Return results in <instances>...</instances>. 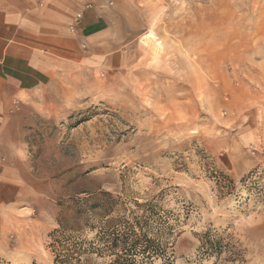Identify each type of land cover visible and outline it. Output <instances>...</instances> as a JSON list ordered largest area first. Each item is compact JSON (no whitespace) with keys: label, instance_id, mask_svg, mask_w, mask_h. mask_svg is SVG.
Segmentation results:
<instances>
[{"label":"rangeland","instance_id":"obj_1","mask_svg":"<svg viewBox=\"0 0 264 264\" xmlns=\"http://www.w3.org/2000/svg\"><path fill=\"white\" fill-rule=\"evenodd\" d=\"M76 90L26 118L0 264H55L105 204L170 264H264V0H164L129 63Z\"/></svg>","mask_w":264,"mask_h":264},{"label":"crops","instance_id":"obj_2","mask_svg":"<svg viewBox=\"0 0 264 264\" xmlns=\"http://www.w3.org/2000/svg\"><path fill=\"white\" fill-rule=\"evenodd\" d=\"M163 2L0 0V213L20 194L9 161L22 154L28 114L50 94L75 95L83 80L122 69Z\"/></svg>","mask_w":264,"mask_h":264},{"label":"trees","instance_id":"obj_3","mask_svg":"<svg viewBox=\"0 0 264 264\" xmlns=\"http://www.w3.org/2000/svg\"><path fill=\"white\" fill-rule=\"evenodd\" d=\"M109 197V195L107 194ZM95 207L92 206V209ZM112 207L103 205L101 209L103 223L92 241L75 242L70 239L60 241L63 255L54 258L55 264H92L93 255L109 257L104 264H155L157 260L164 264L171 263V257L164 249L148 236L145 220L133 217L131 221L112 219ZM84 225H89L86 218L81 219ZM144 220V222H143ZM91 228L93 226H90Z\"/></svg>","mask_w":264,"mask_h":264},{"label":"built area","instance_id":"obj_4","mask_svg":"<svg viewBox=\"0 0 264 264\" xmlns=\"http://www.w3.org/2000/svg\"><path fill=\"white\" fill-rule=\"evenodd\" d=\"M80 18V15H77V19H79Z\"/></svg>","mask_w":264,"mask_h":264},{"label":"bare ground","instance_id":"obj_5","mask_svg":"<svg viewBox=\"0 0 264 264\" xmlns=\"http://www.w3.org/2000/svg\"><path fill=\"white\" fill-rule=\"evenodd\" d=\"M159 43V42H158ZM153 55V54H152ZM170 68V67H169ZM173 82V81H172Z\"/></svg>","mask_w":264,"mask_h":264}]
</instances>
